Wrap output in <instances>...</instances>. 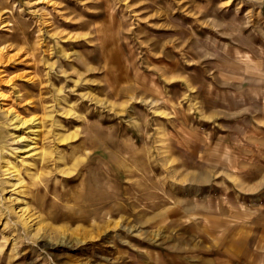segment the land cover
<instances>
[{"label": "rangeland", "instance_id": "374dc122", "mask_svg": "<svg viewBox=\"0 0 264 264\" xmlns=\"http://www.w3.org/2000/svg\"><path fill=\"white\" fill-rule=\"evenodd\" d=\"M0 143V264H264V0H0Z\"/></svg>", "mask_w": 264, "mask_h": 264}, {"label": "bare ground", "instance_id": "6f19581e", "mask_svg": "<svg viewBox=\"0 0 264 264\" xmlns=\"http://www.w3.org/2000/svg\"><path fill=\"white\" fill-rule=\"evenodd\" d=\"M2 15V14H1ZM35 61V60H34ZM35 64V63H34ZM34 80V79H33ZM42 81V80H41ZM35 82V81H34ZM33 83V82H32ZM39 85V84H38ZM38 89V88H37ZM37 91V90H36ZM123 91V90H122ZM60 92V91H59ZM57 93V92H56ZM59 94V93H58ZM42 95V94H41ZM41 98V97H40ZM39 98V99H40ZM43 98V97H42ZM64 98H66V97H64ZM19 99V98H18ZM56 99V98H55ZM44 100V99H43ZM53 100V99H52ZM67 100V99H66ZM56 101V100H55ZM35 102V101H34ZM53 103V102H52ZM37 105V104H36ZM20 106V105H19ZM35 106V105H34ZM38 106H39V104H38ZM53 107V106H52ZM18 108V107H17ZM39 107H37V109H38ZM42 108V107H41ZM40 108V109H41ZM48 110V109H47ZM27 112H28V110H27ZM30 112V111H29ZM8 113H11V112H8ZM18 113V112H17ZM15 114V115H13V118H14V123H16L15 125H14V128H16L17 129V127L18 126H22V125H24L25 126V124H27L26 123V120L27 119H25V120H21L19 117L20 116H18V114ZM31 113V112H30ZM20 115V114H19ZM8 117V116H7ZM6 117V118H7ZM50 118V117H49ZM34 119H37V118H34ZM10 120V119H9ZM33 120V119H32ZM38 122V121H37ZM29 125H30V123H29ZM13 128V127H12ZM18 130V129H17ZM52 130V129H51ZM52 132V131H51ZM54 136V135H53ZM17 138V137H16ZM21 138V137H20ZM20 138H17L16 140L18 141V140H20ZM76 137H75V135H71L70 136V139H71V142H73L74 141V139H75ZM15 139V138H14ZM12 142H14V141H12ZM11 142V143H12ZM3 143H5V142H3ZM18 143V142H17ZM1 144V143H0ZM16 144V143H15ZM2 145V144H1ZM4 145V144H3ZM13 145V144H12ZM5 150V149H4ZM12 150H14V149H12ZM17 150V149H16ZM16 150H15V152H16ZM21 151V150H20ZM5 152V151H4ZM12 152V151H11ZM14 152V153H15ZM8 153H10L9 151H8ZM34 156V155H33ZM32 157V156H31ZM6 159V158H5ZM43 159V158H42ZM45 162H46V159H45ZM2 202V201H1ZM9 211V210H8Z\"/></svg>", "mask_w": 264, "mask_h": 264}]
</instances>
